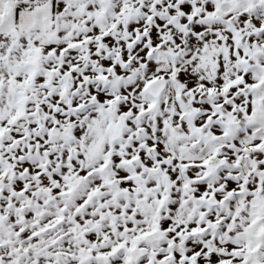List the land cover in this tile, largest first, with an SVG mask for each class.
Instances as JSON below:
<instances>
[{"label":"snow or ice","instance_id":"6c2138e0","mask_svg":"<svg viewBox=\"0 0 264 264\" xmlns=\"http://www.w3.org/2000/svg\"><path fill=\"white\" fill-rule=\"evenodd\" d=\"M0 264H264V0H0Z\"/></svg>","mask_w":264,"mask_h":264}]
</instances>
